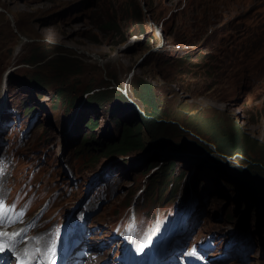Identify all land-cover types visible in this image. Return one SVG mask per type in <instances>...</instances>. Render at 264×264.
I'll use <instances>...</instances> for the list:
<instances>
[{"label": "rangeland", "instance_id": "rangeland-1", "mask_svg": "<svg viewBox=\"0 0 264 264\" xmlns=\"http://www.w3.org/2000/svg\"><path fill=\"white\" fill-rule=\"evenodd\" d=\"M215 15L221 16L219 22ZM54 51L71 60L70 71L27 64ZM143 77L154 82L164 123L153 133L143 130L149 152L137 161L144 152L103 159L95 167L86 154L76 157L84 143L66 145L68 119L85 116L84 122H73L72 135L79 128L87 138L95 135L91 149L102 137H114L120 123L138 127L141 105L135 92ZM95 86H103L105 100L86 93ZM5 91L39 105L40 123L20 152L17 177L26 178L39 160L46 164L35 182L50 194L60 192L53 218L71 211L99 169L118 160L119 171L127 170L124 181L89 224L107 235L131 196L157 181L153 171L145 170L147 162L165 161L174 170L163 186L164 197L176 182L173 176L182 174L180 185L186 184V167L211 190L204 229L224 234L242 225L260 236L248 260L217 264H264V173L256 167L264 166V0H0V100ZM93 119L95 130H89ZM231 131L240 137V152L229 156L218 151L217 143ZM145 157L149 160L139 166ZM158 191L156 186L153 201Z\"/></svg>", "mask_w": 264, "mask_h": 264}, {"label": "trees", "instance_id": "trees-1", "mask_svg": "<svg viewBox=\"0 0 264 264\" xmlns=\"http://www.w3.org/2000/svg\"><path fill=\"white\" fill-rule=\"evenodd\" d=\"M221 16L215 15L214 21L219 22ZM28 65L32 66H42L49 65L57 68L60 72L70 71L74 64H72L69 58H66L63 53L59 51H54L51 54L47 55L43 59H38L35 61L27 62ZM139 89L135 92L138 103L141 105V111L137 112L138 115V127L124 126L122 123L121 129L119 131V136L112 141L104 142L103 144L98 141V145H94L92 149L90 148L91 162L90 165L96 166L102 162L103 159L116 158L120 156H130L136 154L139 151H143L147 145H149V139L147 134L153 133L154 128L159 129L163 128V121L160 118V109L156 101V93L154 92V82L146 79L145 77L139 78L138 80ZM103 86H95L90 88L86 93L92 98H96L97 101L105 100L103 95ZM70 103L73 104L71 100ZM128 114V113H127ZM118 122V119L115 118V123ZM96 120H91L89 124L86 125V128L89 130H95ZM96 138L95 135L84 137V146L85 144H90L91 140ZM236 139V140H235ZM240 137L235 131L226 133V135L217 143L218 151H221L229 156L234 155L236 152H240L237 148L240 145ZM91 145H88L90 147ZM175 149V148H174ZM190 152V151H189ZM193 153V152H192ZM164 165L162 168L159 167L158 171L154 175H157V184L160 181L165 179L168 173H170L173 164L162 162ZM257 169L264 173V166L256 163Z\"/></svg>", "mask_w": 264, "mask_h": 264}, {"label": "bare ground", "instance_id": "bare-ground-1", "mask_svg": "<svg viewBox=\"0 0 264 264\" xmlns=\"http://www.w3.org/2000/svg\"><path fill=\"white\" fill-rule=\"evenodd\" d=\"M36 102V101H35ZM6 107H9V104L7 103V101L1 106V110H5V108ZM129 115V114H128ZM72 129H73V127H71V129H70V134H74L73 132H72ZM76 135V134H75ZM163 147H169V146H163ZM160 150V148L157 150V151H159ZM177 153H180V154H192V152H189V151H180V150H178V149H174ZM152 152H155V151H151L150 153H152ZM176 155V154H175ZM152 157H158V156H160L159 154H155V155H151ZM176 156H178V155H176ZM167 157V156H166ZM179 157V156H178ZM133 163V162H132ZM131 163V164H132ZM131 164H130V167H131ZM245 176V175H244ZM232 185L233 186H236V184H234V183H232ZM88 187H89V182H88V184H87V186H85V191H87L88 190ZM218 192V191H217ZM204 203L203 202H201V201H195V207L196 208H204ZM261 216H263V215H261ZM96 238V237H95ZM91 243H94V241H91Z\"/></svg>", "mask_w": 264, "mask_h": 264}, {"label": "snow or ice", "instance_id": "snow-or-ice-1", "mask_svg": "<svg viewBox=\"0 0 264 264\" xmlns=\"http://www.w3.org/2000/svg\"><path fill=\"white\" fill-rule=\"evenodd\" d=\"M4 250V246L0 245V251ZM49 252L54 255V248L49 249Z\"/></svg>", "mask_w": 264, "mask_h": 264}]
</instances>
